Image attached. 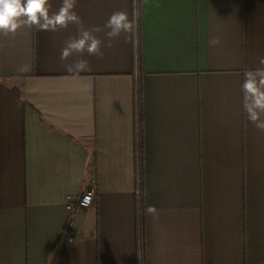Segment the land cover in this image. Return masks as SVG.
I'll return each instance as SVG.
<instances>
[{
    "label": "crops",
    "instance_id": "0c3cea01",
    "mask_svg": "<svg viewBox=\"0 0 264 264\" xmlns=\"http://www.w3.org/2000/svg\"><path fill=\"white\" fill-rule=\"evenodd\" d=\"M135 7L134 34H95L102 58L60 59L74 24L0 34V264H264V131L242 106L264 0ZM133 9L75 7L85 28ZM81 58L90 70L68 73ZM90 188L89 207L68 209Z\"/></svg>",
    "mask_w": 264,
    "mask_h": 264
},
{
    "label": "clouds",
    "instance_id": "9594fccd",
    "mask_svg": "<svg viewBox=\"0 0 264 264\" xmlns=\"http://www.w3.org/2000/svg\"><path fill=\"white\" fill-rule=\"evenodd\" d=\"M131 19L125 11L114 12L103 26L83 27V20L75 11L77 0H61L58 11L51 12V0H0V34L5 36L15 34L18 29L35 27L39 31L56 32L65 29L70 24L77 25V35L71 36L60 53L61 60H67L73 54L84 53L103 57L102 41L95 35L104 32L111 47V41L118 38L121 33L134 34L135 25L141 15L140 9L135 5ZM210 46L220 44L219 37L209 41ZM260 67L248 69L243 73L242 106L247 120L256 129L264 131V57L259 59ZM27 66L20 67L18 71L26 72ZM88 62L81 58L66 66V71L73 76L88 71ZM144 214L150 216L155 222L158 219V209L154 205H147Z\"/></svg>",
    "mask_w": 264,
    "mask_h": 264
},
{
    "label": "built area",
    "instance_id": "2783aa9c",
    "mask_svg": "<svg viewBox=\"0 0 264 264\" xmlns=\"http://www.w3.org/2000/svg\"><path fill=\"white\" fill-rule=\"evenodd\" d=\"M95 197V190L93 188L87 189L86 191L82 192L81 195L77 198H72L71 196L68 197V209H72L73 205L77 208L84 209L89 207Z\"/></svg>",
    "mask_w": 264,
    "mask_h": 264
},
{
    "label": "trees",
    "instance_id": "16d2710c",
    "mask_svg": "<svg viewBox=\"0 0 264 264\" xmlns=\"http://www.w3.org/2000/svg\"><path fill=\"white\" fill-rule=\"evenodd\" d=\"M74 211H75V210H72V215H71V218H70V220H69L70 223H72V220H73V219H72V217H73V213H75Z\"/></svg>",
    "mask_w": 264,
    "mask_h": 264
},
{
    "label": "rangeland",
    "instance_id": "374dc122",
    "mask_svg": "<svg viewBox=\"0 0 264 264\" xmlns=\"http://www.w3.org/2000/svg\"><path fill=\"white\" fill-rule=\"evenodd\" d=\"M17 84H18V82L16 81L15 85H17Z\"/></svg>",
    "mask_w": 264,
    "mask_h": 264
}]
</instances>
